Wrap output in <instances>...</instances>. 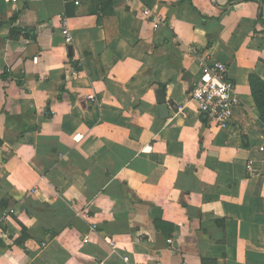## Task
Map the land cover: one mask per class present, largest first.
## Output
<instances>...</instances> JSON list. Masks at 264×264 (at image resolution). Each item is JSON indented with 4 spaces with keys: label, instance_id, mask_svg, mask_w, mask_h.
I'll return each mask as SVG.
<instances>
[{
    "label": "crops",
    "instance_id": "obj_1",
    "mask_svg": "<svg viewBox=\"0 0 264 264\" xmlns=\"http://www.w3.org/2000/svg\"><path fill=\"white\" fill-rule=\"evenodd\" d=\"M190 49L228 68L225 128L190 101ZM250 75L264 0H0V264H264Z\"/></svg>",
    "mask_w": 264,
    "mask_h": 264
},
{
    "label": "built area",
    "instance_id": "obj_2",
    "mask_svg": "<svg viewBox=\"0 0 264 264\" xmlns=\"http://www.w3.org/2000/svg\"><path fill=\"white\" fill-rule=\"evenodd\" d=\"M8 3H16L17 0H4ZM75 4H78L77 2ZM143 14L153 24L155 30L162 27V20L158 14L152 10L145 8ZM64 42L66 45L72 44V37L64 22L63 29ZM189 52L193 55L199 72V77L193 83L189 97L194 104L197 112L201 115L209 126L215 128H225L232 123L235 110L240 106L241 101L237 95L234 82L228 76V68L225 64L214 60L206 52H198L190 49ZM91 100L92 97H89ZM78 139L81 138L77 135ZM263 149H260V151ZM251 166L252 163L249 162ZM11 213V211H10ZM96 228H91L94 231ZM83 243H87V237L82 239ZM109 245H112L110 240H106ZM126 260V258L124 259ZM102 264V263H100Z\"/></svg>",
    "mask_w": 264,
    "mask_h": 264
},
{
    "label": "trees",
    "instance_id": "obj_3",
    "mask_svg": "<svg viewBox=\"0 0 264 264\" xmlns=\"http://www.w3.org/2000/svg\"><path fill=\"white\" fill-rule=\"evenodd\" d=\"M248 85H249L251 97L259 113L260 119L264 120V82L258 76L250 75L248 77ZM171 232L169 234L166 233V237L170 236ZM26 238L27 237L24 231L22 233V236L15 241L16 245L24 249L23 241Z\"/></svg>",
    "mask_w": 264,
    "mask_h": 264
},
{
    "label": "water",
    "instance_id": "obj_4",
    "mask_svg": "<svg viewBox=\"0 0 264 264\" xmlns=\"http://www.w3.org/2000/svg\"><path fill=\"white\" fill-rule=\"evenodd\" d=\"M69 52H71V48H69ZM156 100L158 104V111L160 112L161 117H166L168 114L165 98H164V92L162 89L156 91Z\"/></svg>",
    "mask_w": 264,
    "mask_h": 264
}]
</instances>
